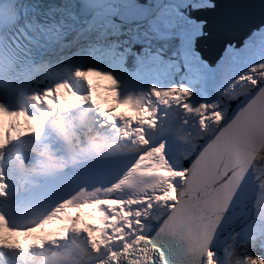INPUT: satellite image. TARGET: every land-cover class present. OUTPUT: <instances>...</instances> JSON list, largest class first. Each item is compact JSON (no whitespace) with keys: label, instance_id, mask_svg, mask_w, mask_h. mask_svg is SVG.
Returning a JSON list of instances; mask_svg holds the SVG:
<instances>
[{"label":"snow or ice","instance_id":"6c2138e0","mask_svg":"<svg viewBox=\"0 0 264 264\" xmlns=\"http://www.w3.org/2000/svg\"><path fill=\"white\" fill-rule=\"evenodd\" d=\"M218 6L0 0V264H264V19Z\"/></svg>","mask_w":264,"mask_h":264},{"label":"water","instance_id":"95a60500","mask_svg":"<svg viewBox=\"0 0 264 264\" xmlns=\"http://www.w3.org/2000/svg\"><path fill=\"white\" fill-rule=\"evenodd\" d=\"M218 13H239L240 23L232 30L230 36L239 40L251 25L258 24L264 19V0H218ZM219 51V43L212 42L205 46V54L215 56Z\"/></svg>","mask_w":264,"mask_h":264}]
</instances>
